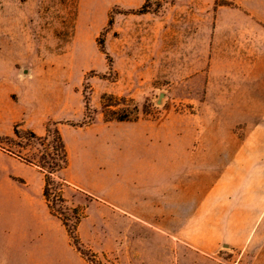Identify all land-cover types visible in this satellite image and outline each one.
Returning <instances> with one entry per match:
<instances>
[{
  "label": "rangeland",
  "instance_id": "1",
  "mask_svg": "<svg viewBox=\"0 0 264 264\" xmlns=\"http://www.w3.org/2000/svg\"><path fill=\"white\" fill-rule=\"evenodd\" d=\"M144 1L0 0V135L56 124L68 161L50 199L61 187L91 264H170L159 224L223 240L225 264H264V218L239 213L264 175V2ZM12 158L28 165L0 149Z\"/></svg>",
  "mask_w": 264,
  "mask_h": 264
},
{
  "label": "crops",
  "instance_id": "2",
  "mask_svg": "<svg viewBox=\"0 0 264 264\" xmlns=\"http://www.w3.org/2000/svg\"><path fill=\"white\" fill-rule=\"evenodd\" d=\"M36 169L35 165L30 164L23 167L14 158L8 164L0 163V264H91L74 247L61 219L51 213L43 195L44 179L38 175L41 171ZM253 182L257 184L253 188L257 191V200L248 207L254 210L239 213L257 215L259 225L264 218V175L257 174ZM240 204L241 207L246 206ZM111 205L116 211L121 210L126 214L137 212L122 210L119 200L114 202L113 199ZM82 225V221L78 222L79 237L82 236ZM145 225L150 226L148 223ZM156 229L163 232L160 234L161 239L168 240L170 264H225L215 256L219 246L226 245L223 240L217 243L213 240L201 243L183 240L179 235L167 233L182 229L176 224H159ZM239 229L245 230L246 227ZM167 234L172 238H166ZM83 243L93 251L106 250L104 247L96 248L89 240H84ZM121 248L117 245L114 249L120 251Z\"/></svg>",
  "mask_w": 264,
  "mask_h": 264
},
{
  "label": "trees",
  "instance_id": "3",
  "mask_svg": "<svg viewBox=\"0 0 264 264\" xmlns=\"http://www.w3.org/2000/svg\"><path fill=\"white\" fill-rule=\"evenodd\" d=\"M153 4L155 5L154 8L152 7ZM161 4V0H145L138 11L147 12L151 8L152 11H157ZM112 105L111 102H104L102 105L101 112L107 120H126L130 118L127 110L121 109V112H119V109H112ZM20 126V124H15L13 126L12 135H0V149L20 158L27 164L35 165L44 173L43 195L46 199L47 205L51 213L59 217L65 225L74 247L85 256L82 249L83 245L77 234L79 217H76V220L71 225H69L66 219L62 217L65 210L69 209V207L65 204L64 198L61 194V187L58 188L53 195L56 197L59 206H55V199H50L51 191L49 188V181L51 175L64 169L68 161L67 150L60 131L53 122H48L45 125V134L42 136L37 135L32 130L23 129ZM32 142H37L43 147L45 152L40 154H35L33 152L30 153L27 147L31 146ZM29 155H34V158H30Z\"/></svg>",
  "mask_w": 264,
  "mask_h": 264
}]
</instances>
